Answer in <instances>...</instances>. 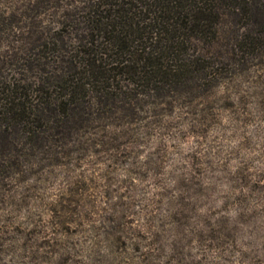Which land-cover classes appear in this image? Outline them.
<instances>
[{
  "label": "rangeland",
  "instance_id": "obj_1",
  "mask_svg": "<svg viewBox=\"0 0 264 264\" xmlns=\"http://www.w3.org/2000/svg\"><path fill=\"white\" fill-rule=\"evenodd\" d=\"M82 1L0 0V61L49 45L58 51L32 58L57 77L105 42ZM253 19L223 15L218 42L184 43L175 85L93 82L70 121L40 122L30 100L59 137L0 123V264H264V40L239 43L249 29L264 39ZM61 76L45 84L51 102Z\"/></svg>",
  "mask_w": 264,
  "mask_h": 264
},
{
  "label": "trees",
  "instance_id": "obj_2",
  "mask_svg": "<svg viewBox=\"0 0 264 264\" xmlns=\"http://www.w3.org/2000/svg\"><path fill=\"white\" fill-rule=\"evenodd\" d=\"M82 2L87 5L85 7L87 12L83 17L87 28L100 34L105 42L94 45L96 41H90L89 45H84L85 49L77 50L79 55H71V58L62 61L67 67L65 69L61 64L57 77H50L51 73L45 71L47 63L38 62V59H46L44 54H47V50L48 53L58 51L48 48L49 45H29L27 48L17 49L15 53L4 56L0 61L1 124L2 122L7 124V120L15 121L16 124L27 128V134L32 135L34 139L39 137L38 133H48L51 139L55 134L59 137L60 132H57L59 127L51 128L56 130V133L52 134L47 123L37 124L36 112H32L30 106L33 103L30 100L34 102V106L40 107L38 109L41 115V119L38 118L40 122L42 119L50 121L52 114H61L70 121L71 117L79 115L83 110L82 103L78 106L80 104L78 101L85 96L86 91H83L85 87L93 82L106 83L113 81L119 75L129 74L133 79L132 82L145 81L146 86H151L150 90L154 92L160 89V84H177L184 78L187 69V59L180 55L181 46L189 40L198 41L206 38L218 42L220 20L223 15L241 14L248 18L254 16L252 21L254 24L264 23V11L256 6V0H83ZM257 18L261 22H257ZM252 31L249 29L239 43H243L246 39L251 44L262 43L264 39L252 38ZM41 35L40 37L45 36ZM35 42H40V39ZM32 56H37L38 59ZM77 56L80 58L77 59ZM82 67H84L83 71H81ZM27 73L32 83H26L27 81L22 77H26ZM61 75L67 78L59 87L63 91V95L60 96L62 99L51 102L44 89L45 84L48 85L47 82L53 78L62 81ZM84 79L88 82H84ZM35 80L38 88L35 87ZM99 90L96 91V99L101 103L104 94L102 89ZM39 97L45 100L44 103H39ZM43 104L45 108H41L40 105L43 107ZM0 145L5 147L2 143ZM5 153V150L0 151V164L3 165Z\"/></svg>",
  "mask_w": 264,
  "mask_h": 264
}]
</instances>
